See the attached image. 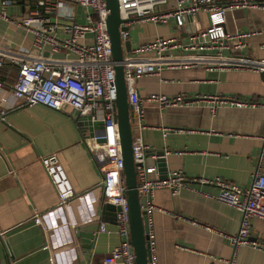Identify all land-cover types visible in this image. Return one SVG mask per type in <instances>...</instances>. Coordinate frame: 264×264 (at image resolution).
<instances>
[{"label":"crops","instance_id":"1","mask_svg":"<svg viewBox=\"0 0 264 264\" xmlns=\"http://www.w3.org/2000/svg\"><path fill=\"white\" fill-rule=\"evenodd\" d=\"M188 4L189 0H168L154 11ZM27 8V1L17 0L5 11L16 19ZM207 24L208 14L203 10L186 15L183 26L176 25L173 17L166 23L135 20L129 22L126 40L130 47L156 36L185 40ZM225 29L249 31L242 52L264 58V8L228 10ZM31 38L18 22L0 17V48L27 46ZM17 70L18 65L6 58L0 65V264H103L120 236L111 211L101 214V173L88 131H82L78 114L70 106L55 110L38 103L17 105L19 100L12 96ZM132 84L142 97L160 92L186 98L176 105L144 104V141L148 150L170 151L165 158L167 174L181 170L188 178L219 177L239 185L246 184L256 169L264 174V154L258 158L264 109L218 104L212 97H203L264 98V76L259 71L204 65L164 67L159 74L138 76ZM168 126L175 130L163 136L162 128ZM51 152L78 193L66 204H59L40 160ZM218 189L191 181L176 194L165 187L155 191L156 208L150 222L156 264H228L232 247L227 236L236 232L240 213L202 193ZM95 221H104L105 229H100L102 225L97 231L94 226L87 228ZM250 237L264 241V223L257 217L250 218ZM231 262L264 264V251L240 245Z\"/></svg>","mask_w":264,"mask_h":264},{"label":"built area","instance_id":"2","mask_svg":"<svg viewBox=\"0 0 264 264\" xmlns=\"http://www.w3.org/2000/svg\"><path fill=\"white\" fill-rule=\"evenodd\" d=\"M17 0H0V17L22 25L32 38L29 45L18 44L15 48H0V65L4 59L18 65L12 85V96L20 104H42L48 108L61 110L65 106L73 108L78 115H90L92 121H101L102 127L89 136L93 144V155L101 173L99 187L102 202L118 206L115 214L119 242L104 256L103 264H135L133 247L129 241L128 203L123 179V160L120 138L115 115V60L111 57L110 39L106 25L105 0H23L28 8L16 19L6 14L5 8ZM120 17H132L131 21L150 19L166 23L171 17L176 25L183 26L185 16L203 10L208 14V24L190 32L187 39L177 36H156L129 48L120 60L124 66L128 101L132 112V154L135 163L137 188L145 197L142 205L147 215V239L150 244L151 264H156L154 251V231L150 216L156 208L153 197L158 188H168L172 194L191 181L214 184L217 192L202 191L226 205L236 208L239 223L234 234L228 235L232 247L228 264H232L235 249L240 245L264 251V241L250 237V218L257 217L264 223V174L258 169L251 174L244 185L223 178L196 176L188 178L181 170H173L162 177L157 163L159 157L166 158L170 152L162 149L148 150L144 141V104L157 106L176 105L185 101L182 94L169 96L151 92L140 96L133 82L138 76L159 74L164 67L188 68L204 65L208 68H244L254 71L264 70V58L256 59L242 52L244 37L249 31H226V12L236 7L264 8V0H189L187 6H177L168 11L155 12L157 4L168 0H117ZM183 0H179V3ZM120 23L127 24L129 22ZM129 30L121 29L122 41ZM48 50L49 53L45 54ZM52 53H64L54 56ZM218 104L237 106H260L264 109V98L248 99L227 95H206ZM11 104L7 107H12ZM6 110H1L4 113ZM173 127H163L165 136ZM98 138H103L99 141ZM258 158L264 154V130L259 135ZM54 188L59 204H66L78 193L74 190L67 171L56 153L40 157ZM199 190V189H196ZM35 220L39 221L36 214ZM100 229H105L101 221ZM9 264V262H3Z\"/></svg>","mask_w":264,"mask_h":264},{"label":"water","instance_id":"3","mask_svg":"<svg viewBox=\"0 0 264 264\" xmlns=\"http://www.w3.org/2000/svg\"><path fill=\"white\" fill-rule=\"evenodd\" d=\"M23 1V0H20ZM106 3V25L110 39L111 57L116 61L114 64L115 70V87H116V99H115V115L117 121V127L120 138V148L123 160V179L125 184V196L128 203V223L130 237L129 241L133 247L135 255V264H151V250L150 244L147 239V215L142 210V205L145 203V197L140 196L137 188L135 163L133 161L132 154V112L131 106L128 101L127 83L124 76V66L120 60L123 58L125 50H129V40L122 41L120 36L121 29H127V24H120L131 21L132 17L122 19L120 17L119 5L117 0H105ZM49 51L46 50L45 54ZM54 56H63L64 53H52ZM259 74L264 76V70H260ZM78 118L83 119V126L81 129L83 132L88 131V135L92 136L94 133L102 127L101 121H92L90 115H78ZM102 141L103 138H98ZM158 154L162 153V150H157ZM161 176L167 175L165 158L159 157L157 160ZM117 205L109 202H103L101 206V214L106 215L111 211L114 222ZM98 230L100 224L99 221H95L92 225H89V229ZM86 229V227H80V230ZM81 233V232H80ZM83 235V234H82ZM90 246V245H87Z\"/></svg>","mask_w":264,"mask_h":264},{"label":"rangeland","instance_id":"4","mask_svg":"<svg viewBox=\"0 0 264 264\" xmlns=\"http://www.w3.org/2000/svg\"><path fill=\"white\" fill-rule=\"evenodd\" d=\"M79 126H83V119L77 118Z\"/></svg>","mask_w":264,"mask_h":264}]
</instances>
